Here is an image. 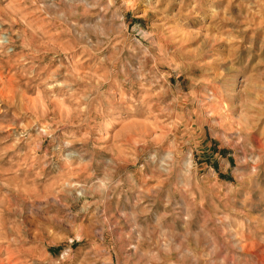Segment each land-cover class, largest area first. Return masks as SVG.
I'll list each match as a JSON object with an SVG mask.
<instances>
[{
  "label": "rangeland",
  "instance_id": "1",
  "mask_svg": "<svg viewBox=\"0 0 264 264\" xmlns=\"http://www.w3.org/2000/svg\"><path fill=\"white\" fill-rule=\"evenodd\" d=\"M0 264H264V0H0Z\"/></svg>",
  "mask_w": 264,
  "mask_h": 264
}]
</instances>
